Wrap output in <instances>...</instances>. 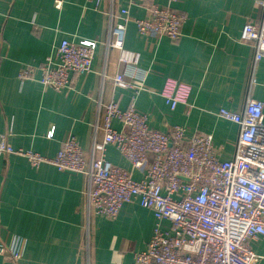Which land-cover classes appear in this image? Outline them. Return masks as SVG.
Listing matches in <instances>:
<instances>
[{"label":"crops","instance_id":"0c3cea01","mask_svg":"<svg viewBox=\"0 0 264 264\" xmlns=\"http://www.w3.org/2000/svg\"><path fill=\"white\" fill-rule=\"evenodd\" d=\"M148 2L101 0L95 8L88 0H62L60 7L56 0H0V138L14 149L54 156L74 134L90 154L103 138L106 103L127 108L133 100L131 89L114 85V76L123 73L144 87L136 105L153 128L185 125L191 136L211 133L220 157L231 158L239 128L219 116L220 108L241 110L248 94L264 103V58L252 81L255 49L240 38L247 21L262 20V0H179L173 7L186 19L176 40L139 32L136 19L146 17ZM126 17L125 48L140 54L134 66L120 60L118 48L106 46L110 26ZM65 38L97 40L91 71L73 73L70 86L60 91L19 78L23 66L39 65ZM167 78L191 85L187 103L169 106L160 93ZM113 126L123 128L119 120ZM106 158L130 167L113 145ZM83 188L80 173L48 163L34 167L24 156L0 152V242L21 252L18 261L0 256V264H133L153 234V212L132 201L115 219L92 214L87 248ZM252 248L261 256L256 264H264V236Z\"/></svg>","mask_w":264,"mask_h":264},{"label":"built area","instance_id":"2783aa9c","mask_svg":"<svg viewBox=\"0 0 264 264\" xmlns=\"http://www.w3.org/2000/svg\"><path fill=\"white\" fill-rule=\"evenodd\" d=\"M88 1L95 8L101 2ZM178 1L167 0L162 6L149 0L146 17L136 19L139 32L179 39L186 18L173 7ZM61 4L62 0H56L57 7ZM124 20L110 26L106 46L118 48L120 60L134 66L140 54L125 48L129 18ZM240 38L255 49L253 81L256 66L264 58V15L259 23L247 21ZM97 46V40L65 38L55 53L39 65L23 66L19 78L38 80L59 91L67 89L73 73L92 70ZM143 74L140 72V77ZM114 85L131 89L133 100L127 108L115 100L106 103L103 138L94 141L90 154L74 134L66 137L54 156L14 149L1 138L0 152L24 156L34 167L48 163L61 171L84 176L83 243L87 248L92 214L115 219L125 203L138 201L153 212L156 223L147 248L135 252L133 264H256L261 256L252 245L264 236L263 101L248 94L241 110L220 108L219 116L239 128L234 155L222 159L211 133L191 136L185 125H174L168 131L153 128L149 114L136 105L142 85L127 80L123 73L114 76ZM190 92V84L167 78L160 93L175 109L179 103L188 102ZM114 120H119L123 128H115ZM48 135L52 136L53 130ZM109 145L119 150L130 167L115 165L106 158ZM136 171L141 173L138 179L134 176ZM0 256L18 261L21 252L0 242Z\"/></svg>","mask_w":264,"mask_h":264}]
</instances>
